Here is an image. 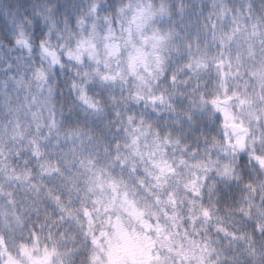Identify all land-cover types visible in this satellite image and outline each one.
Returning <instances> with one entry per match:
<instances>
[{"label":"clouds","instance_id":"clouds-1","mask_svg":"<svg viewBox=\"0 0 264 264\" xmlns=\"http://www.w3.org/2000/svg\"><path fill=\"white\" fill-rule=\"evenodd\" d=\"M0 264H264V0H0Z\"/></svg>","mask_w":264,"mask_h":264}]
</instances>
